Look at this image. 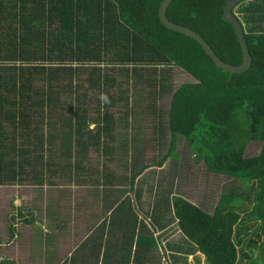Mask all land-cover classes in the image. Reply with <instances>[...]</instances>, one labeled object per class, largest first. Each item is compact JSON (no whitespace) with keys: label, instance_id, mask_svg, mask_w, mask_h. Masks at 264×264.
Instances as JSON below:
<instances>
[{"label":"trees","instance_id":"obj_1","mask_svg":"<svg viewBox=\"0 0 264 264\" xmlns=\"http://www.w3.org/2000/svg\"><path fill=\"white\" fill-rule=\"evenodd\" d=\"M7 1L9 7L0 0V185L20 179L28 167L56 165L48 155L53 147L62 157L71 155L72 149L80 156L78 152L87 147L109 156L113 149L102 141L112 138L117 120L109 108L122 102V120L129 113L123 82L133 83L135 90L149 86L151 99L169 97L164 125L169 141L156 165L173 154L179 136L209 172L230 181L221 186L211 213L177 195L161 196L145 223L137 221L128 198L118 201L103 220L106 229H98L100 237L91 235L90 257L80 249L81 264L89 259L90 264H151V252L159 245L153 232L174 220L184 248L166 244L170 258L198 253L205 264H244L253 263L257 249L264 261V0L240 1L236 5L240 17L234 8L231 11L250 56L249 68L239 74L215 67L194 40L162 26L156 14L161 0ZM226 1L172 0L165 16L196 32L221 61L238 65L237 39L222 19ZM83 66L89 67L84 90H95L98 98L96 114L88 120L83 106L87 96L74 94L82 86L74 81ZM172 67L192 81L174 87L169 79ZM113 68L122 82L107 73ZM35 77L42 80L40 88L33 87ZM63 82L75 98L66 115H61L59 104ZM110 88L122 91L111 95ZM36 106L40 119L47 118L45 136L31 126ZM145 110L151 121L154 113L161 116L152 102ZM52 115L58 118L53 121ZM160 127L156 123L157 130ZM249 141L261 145L257 155L246 157ZM36 150L47 151V157L43 159L41 152L33 155ZM143 168L126 178L136 200L141 191L134 182ZM105 173L110 184L112 175ZM160 212L169 217L161 219Z\"/></svg>","mask_w":264,"mask_h":264},{"label":"rangeland","instance_id":"obj_2","mask_svg":"<svg viewBox=\"0 0 264 264\" xmlns=\"http://www.w3.org/2000/svg\"><path fill=\"white\" fill-rule=\"evenodd\" d=\"M247 2L248 1H245L241 5H245ZM238 9L239 8L237 6L234 7V12H236L237 14H238ZM238 17H240V14H238ZM88 68L89 67L86 66L81 67L80 68L81 72L80 74H77L76 81H74V83L76 82L82 85L78 89H76L77 91H75L76 93L74 94H76L77 96L83 93L84 95L87 96V98L83 102V106H85L86 109L87 120L95 116L96 114L95 109L97 108V104H98L95 103L96 99H98L95 97V90L93 91L88 90L89 92L84 90L85 88L84 79L86 77V72ZM114 69L115 68H113L112 73L109 71L107 73L114 76L117 79V82L119 83L122 82L123 80L122 76H119L118 71L116 72ZM169 79L171 80V83L173 84L174 87H176L180 83L192 81L191 77L188 74L178 69L177 67L171 68ZM32 81H33L32 82L33 87L35 88L41 87L42 80L40 79V77H35V79ZM66 86L67 83L63 82V87L62 90L60 91V93H62V95L59 98V104L62 105L61 115H66L68 112L67 109L68 103L75 101L74 96L70 95V93L67 92ZM138 86L140 88L138 90H135V85L133 86V83L124 84L123 82L122 89L126 90V94L123 95V97L127 98L126 101L127 108L130 107L134 109L137 114L134 117L133 116L130 117V120L132 121V123L130 124L131 126L130 128H128V126L120 127L116 132L119 133L120 130V132L123 134H128V133L135 134L140 139L142 134L149 135L148 131L150 130V126H153L152 130L154 132L155 131L160 132L161 129L164 127L165 119H166L165 110L167 108L169 97L167 95H163L162 97L159 98L154 97L151 99L150 98L151 96L149 94L152 93V87L149 86L141 87L140 85ZM116 89L117 91H122V89L121 90H119V88ZM149 91L150 93H148ZM133 101H136V104ZM151 102L155 104L156 109L161 114V116L157 118L158 117L157 114L154 113L153 115V118H155L154 121H151V119L148 118V114L146 116L144 113L141 114L140 112L142 107H144L142 109L145 110L146 104ZM41 110L44 112L45 111L44 107L41 108ZM36 112H39L38 106H36L34 110H31V114H32L31 126L35 125L36 129H38V132L45 136L47 135L46 131L48 127L47 118H45L42 115V118L40 119L39 113ZM55 113L57 114V109ZM139 114H141V116H139ZM55 118L58 117L52 115L53 121L56 120ZM156 120H159L160 122H156ZM59 122L60 120L57 121L56 127H58ZM155 122L160 124L161 126L158 130L156 128ZM7 129L9 131L8 127ZM164 131L167 132L166 127ZM166 141L162 142L161 147H157V148H154L153 147L154 144L152 143L146 142L142 144L140 141L139 143L140 147H138L137 149L128 148V147L116 148L113 150L114 151L112 152L113 154L109 156L97 152L96 150H94L93 147H87L85 150H83V152H78L80 156H76V154H74L75 150L72 149V151L70 152L71 155L67 157L66 156L62 157V155H60L57 149L53 147L52 150L48 152V155H51L53 157V159L56 162V165L45 167V169L42 166H40V168H38L37 166L28 167L27 168L28 172L25 175H20V179L14 182L0 185V232L3 231L5 227V223L9 224L10 221L9 216L13 215V217L15 218L14 215L18 213V211L15 212V209L14 211L11 209L13 208L11 206L13 201L17 199L13 196V194H11L12 192L17 194L21 192L23 193V196L25 198H30V202L32 204L31 210L36 215L38 214L37 218L41 220L44 219V223L46 224L48 222L46 218L47 214L49 217L50 212L53 210V205L59 206L57 208L58 211H56L57 214H55L56 220L66 222L69 221L70 218L74 216L73 212L70 209L71 205L67 206L68 202L73 201L71 199L72 193H68V191L73 190L75 191L74 199H76L74 204V207H76V209L74 211H76L75 214L78 218V220L75 219V224L78 223V225H75V227L73 226L72 228V230L76 233V235H73L71 238L72 240L71 244L73 247L77 244L78 240L82 238L80 236L84 235L88 230V226L86 225V223L89 224L88 222H91V220L89 219L93 217H95L93 221L98 220L100 218H102V220L105 218L107 219V217L103 216L104 214H107L104 213V210L99 212L97 208L93 207L95 206L93 203H91L90 206L89 202L87 201L90 195L94 196L92 194L91 187H88L86 189L87 191H89V189L91 188L90 190L91 192L90 191L86 192V194L88 193L89 195L83 196L82 185L84 181L90 186L89 177L96 178L98 177L96 175H104L105 172L115 175L117 178L119 177V180H121V182L118 181V183H113L112 187L115 188H110V190L115 191V195L117 196V198L124 197V199L129 198L130 200L132 199V193L131 191L128 190V186H127L126 178L129 176L127 170L132 171L142 165L146 166L147 175L142 176L139 179H135L136 185L139 186L143 192L142 199L140 198V201L142 203L141 205L142 211L144 210L143 208L147 207L150 204L151 200L153 201V199L156 197L152 195L151 189H153L152 188L153 180L158 179L159 184H157L155 188L157 193L166 192L168 196L170 195L169 193L172 192V190L170 189L173 188L174 193L176 194L180 193V195L190 203L194 204L195 206H200V207L202 206L204 207V210L206 212L211 213L214 204L216 203L218 196L220 195L221 186L226 182L229 183L230 179L228 177H222V176H220L218 180H217V176H214L215 178L214 180L203 179L204 176L202 175V171L200 170V167L201 169L205 167L203 165L201 166L200 164L198 165L197 163L195 164L197 160L200 161L201 159L198 157L195 159L193 153L187 147L183 139L179 136L175 138L176 154L173 151V154L169 157V159L166 162H164L165 165L163 166V168H161V166L156 167L153 164L157 162L161 158L162 154L165 152L167 147ZM43 147L46 148L47 145L44 144ZM258 149H260L258 143L250 142L249 144H247L245 153L243 152V156L251 157L256 153ZM137 150H138L137 152L138 154L136 155L134 154L135 153L134 151ZM39 152H41V154L44 155L43 159L47 157V151L45 152V151L36 150L33 153V155L39 154ZM135 155L137 157L136 158L137 161H135L134 159ZM176 164H178L179 167H175ZM65 165L67 167H65ZM29 170H31V172ZM50 171H54V173H50ZM150 173L152 174L161 173L166 175H148ZM66 175H74V178L68 182L67 181L68 179L67 178L65 179ZM171 175L176 177L175 181L172 179ZM50 181L54 182V185L49 184ZM163 182H165L166 185H164ZM249 183L250 182H247V185ZM37 184H41V185H37ZM70 187L72 188L70 189ZM9 196L11 199H9ZM25 198H23V200ZM77 199L82 200L81 203H77ZM23 200H21L22 204L24 203ZM141 214L142 212L138 213L139 216H141ZM99 215H101V217H99ZM164 216H166V214H164ZM84 219L85 221H88L85 223L86 226L84 224L79 225L80 221L81 223H84ZM47 230L49 231V228ZM167 233L168 232L165 231V233L163 234L165 235ZM172 233L173 231L169 233L168 236H170ZM14 235L16 237L15 243H19L20 245H23L24 239L22 237L20 238L21 235L19 233H15ZM115 236L118 237V235ZM106 240H109V237H107ZM166 243H169V241H166ZM181 244L182 243L176 240L174 243H171L172 246H177ZM181 246L182 248H184V244H182ZM37 247L39 250V242H37ZM151 253L152 255H154V257L151 259V264H205L203 256L198 253H194L192 255H187V256L180 255L177 257L170 258V255L163 250L162 244L161 245L159 244L156 250H153ZM251 261H253V263L252 262L248 263L247 261H244L243 263L264 264V261L262 260V257L259 256L257 249L253 250ZM4 262L5 260L4 261L1 260L0 264ZM13 262L16 264L22 263L20 259Z\"/></svg>","mask_w":264,"mask_h":264},{"label":"crops","instance_id":"obj_3","mask_svg":"<svg viewBox=\"0 0 264 264\" xmlns=\"http://www.w3.org/2000/svg\"><path fill=\"white\" fill-rule=\"evenodd\" d=\"M1 3L2 4L6 3V6L9 7V3L7 0H1ZM34 11L40 12L37 10V8H35ZM87 92H89V91H87ZM108 92L111 95H113V94L118 95V91L116 88H110V89H108ZM134 99H135V97H134ZM121 104H122V102H117V105L119 106L118 108H115V107L109 108V110L113 114V116L117 117L116 118L117 120H116L115 125L113 126V129L111 132L112 138L110 140L105 139L104 141H102V143H104L107 147H111L113 150L116 148H121V147H128V148L137 149L138 147H140L139 146L140 141L142 144H144L146 142L152 143V144H154L153 145L154 148L161 147L162 142H164L166 140H167L166 143L168 145L169 136H168L167 132L164 131L165 127L163 129H161L160 132H156V131L154 132L152 130L153 126H150V130L148 131L149 135L142 134L140 139L135 134H131V133L123 134L120 132V130H119V133H117L116 131L120 127H124V126L127 127L128 126V128H130L131 127L130 124L132 123V121L130 120V117L133 115L136 116V114H137L134 109L128 107L126 109V111L129 112L127 115V118L125 120H122V117H124V113H123L124 109H122V106H120ZM142 108H144V107H142ZM142 108L140 110L141 114H143L144 111H146ZM141 114H139V116H141ZM141 127H143V126H141ZM250 142H256V141L247 142L245 145V148H244V153H245V149L247 147V144H249ZM256 143L259 144V148H260L261 143H259V142H256ZM166 151H167V147H166L165 152L162 154V156L166 153ZM112 152H114V151H112ZM134 152H132V153H134L136 155L138 154L137 153L138 150L134 151ZM258 152H259V149L256 151V153L253 156L257 155ZM174 153L176 154L175 148H174ZM112 154L113 153H111L110 155H112ZM136 155H135V158L133 157L135 159V161H137ZM178 156H179V154H178ZM168 159H169V157L165 158L162 161V164L160 165L161 168H163V166L165 165L164 162H166ZM160 160H161V158L158 161H160ZM157 162H155L153 165H155L156 167H160V166L156 165ZM178 162H179V160H178ZM196 163L198 165L200 164L201 166L203 165L205 167L203 161H201V160L200 161L197 160L195 162V164ZM142 167H144L143 170L136 174L137 176L135 179H139L140 177L147 175L146 174L147 168L145 165H142V166L138 167L137 169L142 168ZM175 167H179V165L176 164ZM200 170L202 171V175L204 176L203 179L214 180L215 179L214 176H217V180H218V178L220 176L226 177V176L221 175V174L211 173L206 169V167L202 168V169L200 167ZM127 171H128V175H131L133 172V170L132 171L127 170ZM110 175H112V174H110ZM148 175H166V174H161V173H153L152 174V173H150ZM172 175H174V174H172ZM172 175H171V177L175 181L176 177H174ZM96 176H98V177H96V178L89 177L90 178L89 179L90 186L84 181V183L82 185L83 196L89 195L88 193L86 194V192H89L92 188L91 191H92V194L94 196L90 195L88 197L87 201L89 202L90 206H91V203H93L95 205L93 207L97 208L99 210V212L104 210V213H107V214H104L103 216L107 217L108 213L110 212V209L113 208L114 204H117L118 201L120 202V201L126 200V199H124V197H118L117 198V196L115 195V191L110 190V188H115V187H112L113 183H118V181L121 182V180H119V177L117 178L115 175H112V177L110 178L111 183L109 184V183H106L105 179H104V178H107V175H96ZM66 178L68 179L67 181L69 182L71 179L74 178V175H66L65 179ZM49 184L54 185V182L50 181ZM157 184H159V180L158 179L153 180V186H152L153 189H151V188L150 189L152 190V195H154L156 197L153 199L154 202L151 200L150 204L149 205L147 204L148 206L143 208L144 209L143 211L141 208L142 203H141L140 199L136 200V198L132 194V199L129 200V203H130L129 206H130L131 212H133V214L136 216L137 221L142 220L143 222L148 223V221H149L148 214L151 212L152 204L156 203L157 200L161 196L162 197L167 196L166 192H164V193H162V192L157 193L156 192L155 188H156ZM163 184L166 185L165 182H163ZM37 185H41V184H37ZM135 185H136V180L134 182V186ZM127 186H128V183H127ZM88 187H91L89 189V191L86 190ZM135 187H138V190L140 189V191H141V197L140 198L142 199V194H143L142 189L137 185ZM71 188L72 187H70V189ZM97 188H98V190H97ZM128 190H129V186H128ZM170 190H172V192L169 193L170 195H168V197L173 196V195H177V196L183 198L180 195V193H177V194L174 193L173 188ZM68 193H72L71 199L73 201L68 202L67 206L71 205L70 209L73 212L74 216L72 218H70L69 221H66V222L56 220L55 214H57L56 211H58L57 208L59 206L53 205V210L50 212V216L48 217V214H47L46 218H47L48 222L45 224L44 219L41 220V219L37 218L38 214L36 215L31 210L32 204L30 202V198H25L23 196V193H21V192L19 194L12 192L11 194H13V196L17 199H15V200L13 199L14 201L11 205L13 208H11V209L13 211L15 209V212L18 211V213H16V215H14L15 218L13 217V215L9 216V219H10L9 224L5 223V227H4L3 231L0 232V261L5 260L4 264H16L13 261H17L18 259H20V261H22L23 264H81L80 260H81L82 252L80 251V249H83L84 254L88 255L87 258H89L90 256L88 253L89 252L92 253V249H90V246H89V244L91 243V235L93 233H95V236H99L100 233H99L98 229L101 228V229H103V231L106 229L105 228L106 224H103V220H106V218L103 220H102V218H100L98 220L93 221V219H95V217H93L91 219L88 218L89 220H91V222L85 221V219H84V223H81V221H80L79 225H82V224L85 225L86 222L89 223V224L86 223V225L88 226V230L86 231V233L84 235L80 236L82 238L80 240H78V242L75 246L72 247L71 238L73 235H76V233L72 230V228H73V226L75 227V225H78V223L75 224V219L78 220V218L75 214L76 211H74L76 209V207H74L75 200H76V199H74L75 191L69 190ZM23 198H25V199L23 200ZM9 199H11L10 196H9ZM183 199H185V198H183ZM21 200H23V202H24L23 204H22ZM81 201L82 200L77 199V203H81ZM197 207L204 210V207H202V206L201 207L197 206ZM19 209H20V211H19ZM79 209H81V208H79ZM137 212L138 213L142 212L141 216H139ZM164 214H166V216H164ZM160 216H161V219H166L169 217L168 213H164V212H162V213L160 212ZM99 217H101V215H99ZM47 227L49 228V231L47 230L48 229ZM96 230L98 232H95ZM165 231H167L168 233L164 235L163 233H165ZM172 231H173V233L170 236H168L169 233H171ZM13 232L19 233L21 235L20 238L22 237L24 239L23 245H20L19 243H15L16 237L14 235L15 233H13ZM153 235L158 237L157 239L159 241V244H162L163 250L165 252H167L168 254H170L172 252L166 248L165 244H169L170 246H172L171 243H174L175 240L182 243L181 242L182 238H181V235H180L178 229L176 228L175 220L172 222H169L161 230L153 232ZM101 238L103 240L105 239L104 236H102ZM87 239L89 240V243L84 245L83 243ZM166 241H169V243H166ZM37 242H39V250L37 247ZM98 258L100 259V255H98ZM91 261L92 260H90V259L86 260V262L88 264H90Z\"/></svg>","mask_w":264,"mask_h":264},{"label":"water","instance_id":"obj_4","mask_svg":"<svg viewBox=\"0 0 264 264\" xmlns=\"http://www.w3.org/2000/svg\"><path fill=\"white\" fill-rule=\"evenodd\" d=\"M171 1L172 0H161V2L159 3L157 7V11H156L157 18L162 26H164L168 30L179 33L183 36H186L194 40L200 46L204 54L210 59V61L215 67L223 71H226L229 74H239V73L246 71L249 68L250 56L248 54L242 28L238 20L233 16L231 12L232 9L240 1H243V0H227L222 9V19L232 27L235 37L237 39L239 48H240L241 61L238 65H230L228 63L221 61L213 53V51L208 46V44L196 32H194L193 30L187 27L180 26V25L170 22L165 16V11Z\"/></svg>","mask_w":264,"mask_h":264}]
</instances>
